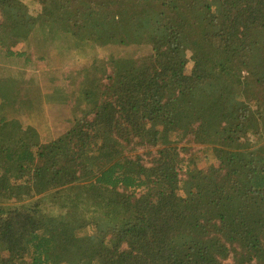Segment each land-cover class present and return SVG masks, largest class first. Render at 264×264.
<instances>
[{"label": "trees", "instance_id": "obj_1", "mask_svg": "<svg viewBox=\"0 0 264 264\" xmlns=\"http://www.w3.org/2000/svg\"><path fill=\"white\" fill-rule=\"evenodd\" d=\"M47 2L52 37L150 51L95 67L47 143L0 119V264H264V0ZM22 5L0 0L3 45L39 23Z\"/></svg>", "mask_w": 264, "mask_h": 264}, {"label": "rangeland", "instance_id": "obj_2", "mask_svg": "<svg viewBox=\"0 0 264 264\" xmlns=\"http://www.w3.org/2000/svg\"><path fill=\"white\" fill-rule=\"evenodd\" d=\"M21 1L22 13L36 17L40 24H36L25 41L16 45L6 42L9 46L0 42V119H14L25 127L32 126L40 141L47 143L62 135L76 118L90 109L85 90L93 86L95 73L98 74L95 67L102 70L99 75L105 76L112 71L113 58L147 55L150 46L105 44L103 39L90 35L84 43L63 37L64 34L52 37L42 25L47 20V0ZM2 22L0 9V27ZM191 67L188 60L187 74ZM202 146L193 144L192 147L201 168L214 161L212 153L206 156Z\"/></svg>", "mask_w": 264, "mask_h": 264}]
</instances>
